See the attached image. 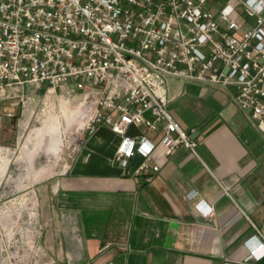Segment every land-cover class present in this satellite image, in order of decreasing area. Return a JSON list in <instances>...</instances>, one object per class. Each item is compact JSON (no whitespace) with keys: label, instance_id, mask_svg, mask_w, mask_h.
<instances>
[{"label":"built area","instance_id":"built-area-1","mask_svg":"<svg viewBox=\"0 0 264 264\" xmlns=\"http://www.w3.org/2000/svg\"><path fill=\"white\" fill-rule=\"evenodd\" d=\"M239 5L255 21L249 30L236 18ZM263 12L260 0H227L217 14L209 0H0V127L3 103L21 107V122L35 92L61 87L90 110L81 139L107 128L121 137L116 163L125 168L138 152L136 175L158 173L148 134L162 133L168 158L180 148L198 156L196 129H183L169 109L177 79L234 89L237 106L264 131ZM4 152L0 144V160ZM39 228L26 242L5 235L0 264H51L36 243ZM247 246V261L264 259L259 229Z\"/></svg>","mask_w":264,"mask_h":264},{"label":"crops","instance_id":"crops-1","mask_svg":"<svg viewBox=\"0 0 264 264\" xmlns=\"http://www.w3.org/2000/svg\"><path fill=\"white\" fill-rule=\"evenodd\" d=\"M226 2L209 0V8L217 14ZM236 18L243 31L255 23L243 5ZM169 86L170 112L196 129L198 156L180 148L168 158L162 133L148 134L161 170L136 175L143 156L120 166L121 137L99 128L38 200L36 243L51 264H264L247 261L256 228L264 235V131L237 106L234 89ZM139 134L132 126L129 135Z\"/></svg>","mask_w":264,"mask_h":264},{"label":"rangeland","instance_id":"rangeland-1","mask_svg":"<svg viewBox=\"0 0 264 264\" xmlns=\"http://www.w3.org/2000/svg\"><path fill=\"white\" fill-rule=\"evenodd\" d=\"M28 105L19 122L21 107L3 103L0 144L7 152L0 160V245L5 235L10 243L16 235L26 242L29 231L39 228L37 206L44 188L67 173L64 158L74 160L89 138L85 135L68 147L90 112L81 95L61 87L50 92L40 89ZM8 112L17 116L10 118Z\"/></svg>","mask_w":264,"mask_h":264},{"label":"bare ground","instance_id":"bare-ground-1","mask_svg":"<svg viewBox=\"0 0 264 264\" xmlns=\"http://www.w3.org/2000/svg\"><path fill=\"white\" fill-rule=\"evenodd\" d=\"M82 127L81 128H79L78 130H77V132H76V137L78 138V140L81 138V136H82Z\"/></svg>","mask_w":264,"mask_h":264}]
</instances>
